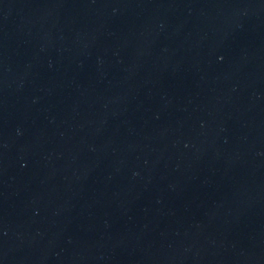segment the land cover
<instances>
[{
  "label": "water",
  "instance_id": "95a60500",
  "mask_svg": "<svg viewBox=\"0 0 264 264\" xmlns=\"http://www.w3.org/2000/svg\"><path fill=\"white\" fill-rule=\"evenodd\" d=\"M0 264H264V0H0Z\"/></svg>",
  "mask_w": 264,
  "mask_h": 264
}]
</instances>
